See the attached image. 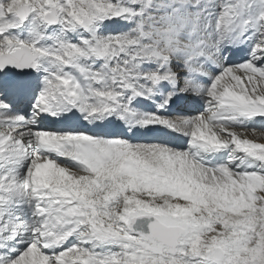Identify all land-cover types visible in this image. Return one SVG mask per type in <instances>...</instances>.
I'll return each instance as SVG.
<instances>
[{
  "label": "snow or ice",
  "instance_id": "1",
  "mask_svg": "<svg viewBox=\"0 0 264 264\" xmlns=\"http://www.w3.org/2000/svg\"><path fill=\"white\" fill-rule=\"evenodd\" d=\"M262 139L264 0H0V264H264Z\"/></svg>",
  "mask_w": 264,
  "mask_h": 264
},
{
  "label": "bare ground",
  "instance_id": "2",
  "mask_svg": "<svg viewBox=\"0 0 264 264\" xmlns=\"http://www.w3.org/2000/svg\"><path fill=\"white\" fill-rule=\"evenodd\" d=\"M193 114V113H192Z\"/></svg>",
  "mask_w": 264,
  "mask_h": 264
}]
</instances>
